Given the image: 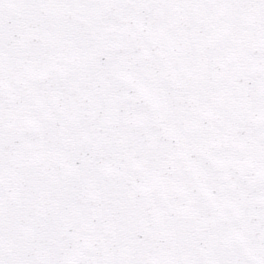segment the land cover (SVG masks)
Instances as JSON below:
<instances>
[{"label": "snow or ice", "instance_id": "obj_1", "mask_svg": "<svg viewBox=\"0 0 264 264\" xmlns=\"http://www.w3.org/2000/svg\"><path fill=\"white\" fill-rule=\"evenodd\" d=\"M0 264H264V0H0Z\"/></svg>", "mask_w": 264, "mask_h": 264}]
</instances>
